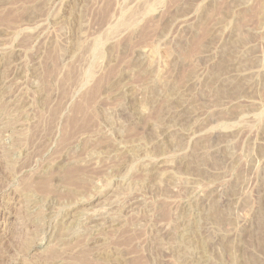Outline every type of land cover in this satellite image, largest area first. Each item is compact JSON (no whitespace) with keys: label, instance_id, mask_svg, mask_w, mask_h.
I'll list each match as a JSON object with an SVG mask.
<instances>
[{"label":"rangeland","instance_id":"obj_1","mask_svg":"<svg viewBox=\"0 0 264 264\" xmlns=\"http://www.w3.org/2000/svg\"><path fill=\"white\" fill-rule=\"evenodd\" d=\"M0 264H264V0H0Z\"/></svg>","mask_w":264,"mask_h":264}]
</instances>
